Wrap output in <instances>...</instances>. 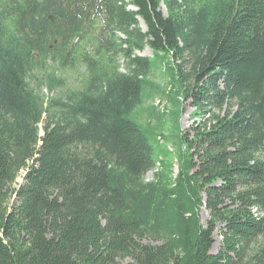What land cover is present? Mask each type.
Returning <instances> with one entry per match:
<instances>
[{
    "label": "trees",
    "instance_id": "1",
    "mask_svg": "<svg viewBox=\"0 0 264 264\" xmlns=\"http://www.w3.org/2000/svg\"><path fill=\"white\" fill-rule=\"evenodd\" d=\"M162 2L0 0V264H264V251L250 255L264 232V168L253 160L264 147V0H191L194 64L186 76L171 69L180 110L192 101L209 119L183 133L176 112L179 173L144 183L157 132L135 112L149 83L145 62L117 50L113 17L168 57L177 28ZM81 6L69 26L67 8ZM57 50L97 84L63 109L52 96L63 81L47 73ZM225 93L246 105L221 121L209 110Z\"/></svg>",
    "mask_w": 264,
    "mask_h": 264
},
{
    "label": "rangeland",
    "instance_id": "2",
    "mask_svg": "<svg viewBox=\"0 0 264 264\" xmlns=\"http://www.w3.org/2000/svg\"><path fill=\"white\" fill-rule=\"evenodd\" d=\"M72 1H83L84 4L92 5L96 4L98 0ZM99 1L101 2V0ZM84 9L83 6L75 11L69 7L67 8L69 26H75L77 17L79 18L82 15ZM160 12L164 17L173 20L177 28L176 38L178 48L168 57L154 54L147 42L138 38L136 28L128 27L113 17L112 36H114L117 50L139 57L145 62V74L147 75V81L149 83V88L143 95L142 104L138 108V111L135 112L136 121L140 125L156 128L157 132L156 143L153 146L154 149L158 147L156 150V160L153 167L142 175L141 181L144 183H154L158 176L175 180L179 173L181 162L178 150V134L175 128V124L177 123L176 112L182 111L180 112L179 127L183 133L193 131L196 126L205 124L206 120L209 119V116L203 114L202 111L199 112L200 110L192 106V101L184 102L183 109L180 110V97L177 93L178 86L173 78V74L175 75L176 72L171 69V67L175 68L176 71L186 76L194 64V53L189 48V41L193 29L191 0H163ZM139 28L142 32H147V27L142 20L140 21ZM133 42H136V45H133ZM91 51L92 49H90ZM58 53L59 51L57 50L54 55L56 56L54 61L49 60L47 73H56L57 77L63 81V85L52 95L61 97L63 102L61 108L63 109L73 106L74 95L80 96L85 92L86 98L92 96L95 90L94 87L97 84H91L89 82V72L84 65H79L78 63L62 65ZM96 59L98 60V58ZM120 65L122 69L125 68L126 63L122 58H120ZM189 81H191V78H189ZM218 86H220V91H226L225 79L220 80ZM41 89L43 91L45 86ZM244 105H246V101L243 99L225 93L220 105H214L209 111H213L221 121L228 117L231 120L239 111V108ZM63 113L64 111H61L59 114L61 115ZM80 148L88 153L93 151V145L91 143H82ZM253 160L264 168V147H260L254 152ZM23 177L24 173L21 174V178L18 180L19 186L24 184ZM223 184V181L219 180L209 187H221ZM244 190L245 187L238 186L236 193L243 192ZM203 196L204 199H207L205 193ZM14 203L15 200L12 201V205ZM261 216H264V214ZM210 220V212L204 209L202 211V222L205 227H207ZM222 228L223 225L218 224L214 234L213 254H218L221 250L223 240L221 236ZM144 243L160 245V243H156L150 239H147ZM261 251H264V232L255 242L250 255L260 254ZM120 262L121 264L130 263L129 260Z\"/></svg>",
    "mask_w": 264,
    "mask_h": 264
},
{
    "label": "water",
    "instance_id": "3",
    "mask_svg": "<svg viewBox=\"0 0 264 264\" xmlns=\"http://www.w3.org/2000/svg\"><path fill=\"white\" fill-rule=\"evenodd\" d=\"M50 19H51V20H53V18H52V17H51Z\"/></svg>",
    "mask_w": 264,
    "mask_h": 264
}]
</instances>
